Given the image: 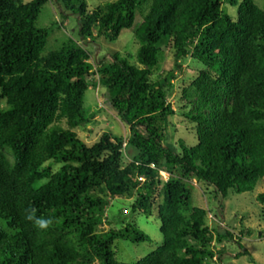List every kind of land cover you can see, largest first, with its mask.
Here are the masks:
<instances>
[{
  "label": "trees",
  "instance_id": "16d2710c",
  "mask_svg": "<svg viewBox=\"0 0 264 264\" xmlns=\"http://www.w3.org/2000/svg\"><path fill=\"white\" fill-rule=\"evenodd\" d=\"M50 1L79 17L81 41L46 53L49 31L37 21ZM226 3L238 6L235 21ZM137 15L138 66L119 54L91 62L85 45L116 41ZM170 48L176 62L190 57L203 70L183 113L198 143L181 142L180 153L165 146L175 72L152 79ZM96 78L129 126L125 147L110 133L86 143L75 132L95 117L84 99ZM193 181L222 199L264 183V10L254 0H117L92 10L86 0H0V264H220L227 249L215 252V240L237 243L235 258L254 262L242 238L208 226L207 210L193 206ZM117 198H134L131 215L147 218L159 201L162 243L137 262H119L115 243L150 237L133 221L122 226V213L105 220ZM257 201L264 205V192ZM29 208L54 225L37 229Z\"/></svg>",
  "mask_w": 264,
  "mask_h": 264
},
{
  "label": "rangeland",
  "instance_id": "374dc122",
  "mask_svg": "<svg viewBox=\"0 0 264 264\" xmlns=\"http://www.w3.org/2000/svg\"><path fill=\"white\" fill-rule=\"evenodd\" d=\"M30 1L25 0L26 3ZM86 1L89 9L92 10L99 5L117 0ZM238 1L239 4L242 2V0ZM254 1L264 10V0ZM224 9L234 21L237 19L238 6L226 3ZM141 22L140 15H137L133 28L123 30L116 41L111 42L105 38H97L95 42L87 43L85 48L91 54V62L96 63L98 66V61L108 63L112 60L113 55L119 54L122 57L127 56L132 65L138 66L136 55L139 46L135 41L134 32ZM37 26L49 31L46 53L58 49L68 38L81 41L79 37V17L55 2L50 1L42 8ZM177 66L180 67L177 68ZM201 68L198 62L190 57L186 61L176 62L175 52L170 48L166 50V58L160 70L155 72L152 77L153 80H159L167 76L168 73L175 72L176 78L172 81L174 90L169 97V102L177 114L171 116L168 120V138L165 146L174 149L178 153L181 152V142L188 147H194L198 143L196 125L185 118L183 113L190 112L194 107L196 90L192 87V82L203 72ZM95 81V83H90L84 99V107L89 114L95 117L91 124L82 126L76 129L75 132L86 143L97 140L102 133H110L114 137L123 138L128 142L129 126L122 123L118 115L110 108L108 93L100 89L98 78ZM185 89H188L186 97L183 95ZM123 162L124 165H127L130 158L125 155ZM60 167V165H54L53 170L57 171ZM162 176L165 179L168 177L164 173H162ZM192 185L193 206L207 210L208 226L212 229L219 226L222 230L227 229L236 237L242 238L243 246L252 254L254 259V262H250L248 257L236 259L235 255L240 251L237 243L226 241L218 244L215 240L212 243L215 252L223 247L227 249L220 264H264V205L257 201L258 195L264 192V183L259 184L255 191L251 193L230 195L227 199H222L213 186L195 181L192 182ZM133 202L134 198L110 200L106 209L105 220L122 213V218H126L122 226L130 221L135 222L142 231L149 235L150 241L141 244H133L122 240L117 241L114 245V252L119 262H137L155 251L163 240L160 233L161 223L157 213L159 201L155 205L153 216L150 218L145 217L142 212L131 215ZM113 226L121 227L120 224ZM109 228L110 226L106 222L101 227V231H107ZM248 233H251V236Z\"/></svg>",
  "mask_w": 264,
  "mask_h": 264
},
{
  "label": "clouds",
  "instance_id": "9594fccd",
  "mask_svg": "<svg viewBox=\"0 0 264 264\" xmlns=\"http://www.w3.org/2000/svg\"><path fill=\"white\" fill-rule=\"evenodd\" d=\"M126 145H127V141H125L124 147ZM25 218L28 221L32 222L37 229H41V230H47L55 223V219L53 217L38 216L35 208L27 209Z\"/></svg>",
  "mask_w": 264,
  "mask_h": 264
}]
</instances>
